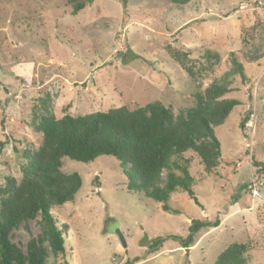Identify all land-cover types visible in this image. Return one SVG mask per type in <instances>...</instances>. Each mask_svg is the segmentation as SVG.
I'll list each match as a JSON object with an SVG mask.
<instances>
[{
    "label": "rangeland",
    "instance_id": "obj_1",
    "mask_svg": "<svg viewBox=\"0 0 264 264\" xmlns=\"http://www.w3.org/2000/svg\"><path fill=\"white\" fill-rule=\"evenodd\" d=\"M126 1L124 7L121 0H94L72 15L69 0H0L1 184L8 176L20 181L25 153L40 147L43 136L34 120L155 101L177 115L230 71L235 52L247 79L232 75V89L221 97L241 104L215 127L219 165L208 173L195 152L183 155L202 207L181 190L169 202L179 213L164 211L161 203L127 189L128 178L113 156L93 162L65 157L61 170L79 173L82 186L73 201L51 207L59 226L68 225L67 254L55 256L46 242L47 264H213L235 242L250 244L247 264H264V172L253 165V159L264 162V57H250L258 47L264 52V0ZM169 47L188 50L196 70L208 65L207 50L220 59L192 78ZM167 175L164 170L163 180ZM39 219L14 229L11 241L25 249L38 239ZM192 219L221 223L201 231L189 250L167 240L148 254L158 237L187 236Z\"/></svg>",
    "mask_w": 264,
    "mask_h": 264
},
{
    "label": "trees",
    "instance_id": "obj_2",
    "mask_svg": "<svg viewBox=\"0 0 264 264\" xmlns=\"http://www.w3.org/2000/svg\"><path fill=\"white\" fill-rule=\"evenodd\" d=\"M171 1L185 5L191 0ZM121 2L126 7L127 1ZM69 3L72 15H76L94 0H69ZM123 20L128 21L127 12ZM168 53L192 78L220 59L217 52L207 50L204 57L208 65L196 70L188 50L169 47ZM230 55V71L205 92H198L195 106L177 115L170 107L155 101L135 109L121 106L78 117L66 115L62 119L47 113L39 123L34 120L33 128L43 136L40 147L25 153L27 161L20 181L8 176L4 185L0 182V264H47L46 242L55 256H66L68 225L59 226L51 207L73 201L82 186V178L77 172L66 174L61 170L65 157L93 162L99 156H113L128 178L127 189L161 203L164 211L179 213L169 202L172 194L181 190L202 207L194 190L196 180L189 171V159L185 160L183 155L195 152L208 173L219 165L221 144L215 127L224 124L232 110L241 104L238 99L221 97L231 91L232 75H239L243 81L247 79L244 64L235 52ZM250 57L252 61L258 60L264 57V52L258 47ZM44 109L48 111V106ZM248 119L247 114L241 122L242 129ZM253 165L264 172V162L253 159ZM164 170H168L165 180ZM38 216L42 230L38 239H30L25 249L11 241L14 229ZM220 223L219 219H192L187 236L158 237L150 243L148 254L158 252L167 240L177 241L189 250L201 231L216 228ZM249 250V243H232L213 264H247ZM140 260L135 258L134 262Z\"/></svg>",
    "mask_w": 264,
    "mask_h": 264
},
{
    "label": "water",
    "instance_id": "obj_3",
    "mask_svg": "<svg viewBox=\"0 0 264 264\" xmlns=\"http://www.w3.org/2000/svg\"><path fill=\"white\" fill-rule=\"evenodd\" d=\"M119 236H120V238H121L122 243L126 246V241L124 240L122 234H119Z\"/></svg>",
    "mask_w": 264,
    "mask_h": 264
},
{
    "label": "built area",
    "instance_id": "obj_4",
    "mask_svg": "<svg viewBox=\"0 0 264 264\" xmlns=\"http://www.w3.org/2000/svg\"><path fill=\"white\" fill-rule=\"evenodd\" d=\"M256 191H257V190L255 189L254 192L256 193Z\"/></svg>",
    "mask_w": 264,
    "mask_h": 264
}]
</instances>
